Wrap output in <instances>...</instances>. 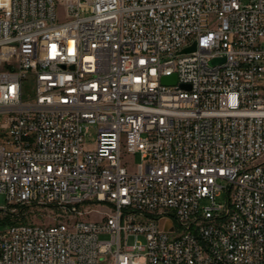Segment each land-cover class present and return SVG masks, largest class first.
<instances>
[{"label":"built area","instance_id":"2783aa9c","mask_svg":"<svg viewBox=\"0 0 264 264\" xmlns=\"http://www.w3.org/2000/svg\"><path fill=\"white\" fill-rule=\"evenodd\" d=\"M0 195V264H264V0L0 5Z\"/></svg>","mask_w":264,"mask_h":264},{"label":"rangeland","instance_id":"374dc122","mask_svg":"<svg viewBox=\"0 0 264 264\" xmlns=\"http://www.w3.org/2000/svg\"><path fill=\"white\" fill-rule=\"evenodd\" d=\"M63 10L59 7L58 8V15L60 19H63ZM26 96V93H25ZM91 136L87 139V144L93 146L96 140V130L91 129ZM124 162L130 168V170H135L137 166L141 163L140 155L136 156H124ZM226 200V194H223L222 197L218 198L217 201L219 203H224ZM210 202L208 200H203V205H208ZM7 206V201L4 195H0V209ZM97 218V217H96ZM9 219L8 223L12 222H35V223H53L54 219L52 215H50L49 211L43 210L40 207L36 206H20V205H9L7 206V212L1 211L0 212V223H3L4 220ZM6 224V223H5ZM0 229L2 226L0 225ZM101 238L107 239L108 236H102ZM130 244L133 243V239H130Z\"/></svg>","mask_w":264,"mask_h":264},{"label":"water","instance_id":"95a60500","mask_svg":"<svg viewBox=\"0 0 264 264\" xmlns=\"http://www.w3.org/2000/svg\"><path fill=\"white\" fill-rule=\"evenodd\" d=\"M195 47H196V44L194 43L193 46L187 48L184 50V52H191V51H194L195 50ZM218 60H215L214 62H217ZM162 82L163 84H166V85H174L177 83V76L176 75H173L171 77H164L162 79ZM183 88L185 89H190V85H182Z\"/></svg>","mask_w":264,"mask_h":264},{"label":"bare ground","instance_id":"6f19581e","mask_svg":"<svg viewBox=\"0 0 264 264\" xmlns=\"http://www.w3.org/2000/svg\"><path fill=\"white\" fill-rule=\"evenodd\" d=\"M7 0H0V5L6 4ZM200 230H208V223H200Z\"/></svg>","mask_w":264,"mask_h":264},{"label":"trees","instance_id":"16d2710c","mask_svg":"<svg viewBox=\"0 0 264 264\" xmlns=\"http://www.w3.org/2000/svg\"><path fill=\"white\" fill-rule=\"evenodd\" d=\"M9 221H10L9 219H6V220H4V222L2 224L8 223Z\"/></svg>","mask_w":264,"mask_h":264}]
</instances>
